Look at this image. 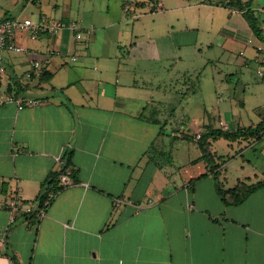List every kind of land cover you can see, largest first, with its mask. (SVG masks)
<instances>
[{"label": "crops", "instance_id": "0c3cea01", "mask_svg": "<svg viewBox=\"0 0 264 264\" xmlns=\"http://www.w3.org/2000/svg\"><path fill=\"white\" fill-rule=\"evenodd\" d=\"M151 1L27 0L19 9L0 0V20L10 11L39 13L80 26L41 38L38 54L2 53L0 95L18 80L43 102L0 104V264L10 255L19 264H264V186L242 203H224L193 138L200 129L261 122L264 82L247 125L206 103L190 114L180 85L192 77H171L170 67L185 47L225 49L257 37L241 10L222 4L229 0H161L159 8ZM251 1L264 28V0ZM29 56L42 61L49 81L40 82ZM243 56L245 65L257 61L254 49ZM247 78L230 77V96ZM210 140L226 180L218 142L242 157L225 188L264 179V137ZM69 153L76 180L42 217L11 222V197L35 201Z\"/></svg>", "mask_w": 264, "mask_h": 264}, {"label": "rangeland", "instance_id": "374dc122", "mask_svg": "<svg viewBox=\"0 0 264 264\" xmlns=\"http://www.w3.org/2000/svg\"><path fill=\"white\" fill-rule=\"evenodd\" d=\"M7 4L13 5L16 8L22 9L27 3V0H5ZM32 2L29 1V5ZM35 5V4H33ZM39 6V4H37ZM36 5V6H37ZM10 11L3 15L14 17H33L36 18L39 13H22L16 15ZM197 35V34H196ZM195 34H187L188 40L191 37H195ZM186 38V36H185ZM42 40V39H40ZM253 46L251 44H244L236 41H230L228 48H216L213 50H198L192 47L184 48V57L172 64L171 77H182L183 72H187L189 77H192L190 81L181 84L183 90L187 91V100L191 103L188 107H191L190 114H193L199 104L206 103L209 108H212L214 113L224 112L226 119L230 120V111L234 112L235 120H239L240 117H245V124H251V116H254L252 112L251 100H257V94L259 84L264 81L261 80V76L258 73L260 64L257 61L243 64L239 60H243L245 56L240 54L241 50H245L246 54L251 53ZM255 51V49H254ZM7 55H18V53L4 52ZM4 54V55H5ZM30 54V53H29ZM256 54V51H255ZM21 55V54H19ZM30 57L31 62L33 61ZM189 73V74H188ZM230 77H248L246 80H240L233 89L230 96ZM25 80V78H24ZM29 90L33 91L29 86ZM189 115L187 121L190 120ZM218 142L217 151L219 155H223V162L227 168L228 180L225 179V184H230V175L234 177L237 174L235 165L242 162V157L230 155V147L223 142Z\"/></svg>", "mask_w": 264, "mask_h": 264}, {"label": "built area", "instance_id": "2783aa9c", "mask_svg": "<svg viewBox=\"0 0 264 264\" xmlns=\"http://www.w3.org/2000/svg\"><path fill=\"white\" fill-rule=\"evenodd\" d=\"M151 3L156 8L163 5L161 0H153ZM125 10H131V5H126ZM67 28L79 30L80 26L75 20L67 21L64 19L52 18L46 14H40L36 18L30 16L23 18L9 16L0 20V73L6 71L2 53L38 54L39 49L34 43L41 38L57 36ZM25 41H29L32 44H27ZM247 43L251 44L256 51L255 59L259 61L261 65L258 69V73L264 78V41L250 37ZM46 53L48 55L60 54V50L49 48ZM240 54L244 55L245 50H241ZM73 58L76 59V57ZM32 65L37 75L40 76L44 72V64L39 59L33 60ZM42 102L43 99L41 98L32 97L26 95V93H18L16 91H10L0 95V104L14 103L17 105L18 109L36 107L41 105ZM203 132L202 129L198 130L194 133L193 138L198 141ZM72 180L70 170L61 177V181L64 185L72 183ZM55 196L56 193L54 192L49 194V199L45 201V207H41L38 200L29 201L18 195L12 196L7 204V208L11 214V222H15L18 215L26 216L27 219H30L32 215H36L38 218L42 217L46 212V207H48L51 203V199ZM10 264H14L13 260L10 261Z\"/></svg>", "mask_w": 264, "mask_h": 264}, {"label": "trees", "instance_id": "16d2710c", "mask_svg": "<svg viewBox=\"0 0 264 264\" xmlns=\"http://www.w3.org/2000/svg\"><path fill=\"white\" fill-rule=\"evenodd\" d=\"M227 7L236 8L243 12L244 17L248 21L252 31L256 37L264 41V28L261 26L260 19L256 15L254 8L252 7L251 0H229L223 2ZM51 78V73L44 71L40 76V82L49 81ZM10 91H16L18 93H25L26 87L22 86L18 80H15L10 86ZM223 137L228 140H238V139H248L256 138L260 139L264 137V118L261 122L256 125H250L245 127H239L235 130L212 128L203 132L201 138L198 140L199 146L202 151V158L205 159L210 165V170L214 172L215 177L218 181L217 189L221 196V199L226 204H239L246 200V198L254 192L256 189L264 186V179L259 180L254 183H248L244 180H239L238 183L233 187H224L225 172L224 168L221 167V163L216 161L217 155L211 150V140ZM222 158V157H221ZM64 165L59 171H54L50 173L43 184L41 192L38 194L37 199L41 207H45V201L49 199V194L51 192L58 193L64 188V184L61 181L62 175H64L68 170L71 171V176L76 180V173L72 169V156L71 153L64 157ZM53 198L51 199V201ZM47 208V207H46ZM32 221L37 220L36 215H32L30 218ZM11 260L14 264H19L17 257L15 255H10Z\"/></svg>", "mask_w": 264, "mask_h": 264}]
</instances>
